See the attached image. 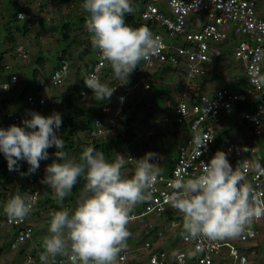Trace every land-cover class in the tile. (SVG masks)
<instances>
[{
	"label": "clouds",
	"instance_id": "1",
	"mask_svg": "<svg viewBox=\"0 0 264 264\" xmlns=\"http://www.w3.org/2000/svg\"><path fill=\"white\" fill-rule=\"evenodd\" d=\"M82 8L89 14L85 27L91 44L100 59L111 65L116 79L128 81L142 60L159 53V37L145 26L132 28L126 23V16L136 10L133 0H84ZM250 75L252 84L264 87V75L259 71ZM84 84L99 102L110 100L116 91L95 74H90ZM119 99L124 101V97ZM27 117L21 121L22 126L0 128V153L7 160L8 170L19 171V162L26 161L28 172L21 175L34 174L40 162L49 159L47 150L55 147V156L61 162L47 165L41 181L53 190L54 198L62 204L81 177L86 181L74 211L63 209L46 217L50 219V235L43 241L40 264H50L57 257H66L70 264H118L119 254L131 236L127 229L131 212L136 205L153 200L158 165L150 160L157 154L149 152L135 160L131 177L122 170L133 159L118 153L113 162H108L103 152L88 147L79 162L66 160L61 151L64 140L56 134L62 126L61 113L45 117L29 110ZM211 140L197 134L191 143L201 156V149L207 150ZM201 169L198 176L186 179L184 173L170 182L172 192L167 201L183 214L185 239L234 238L264 215V208L253 199L251 184L243 182L242 172L233 170L227 153L217 151L207 164L201 161ZM32 209L31 198L17 194L9 198L4 211L10 221H23Z\"/></svg>",
	"mask_w": 264,
	"mask_h": 264
},
{
	"label": "trees",
	"instance_id": "2",
	"mask_svg": "<svg viewBox=\"0 0 264 264\" xmlns=\"http://www.w3.org/2000/svg\"><path fill=\"white\" fill-rule=\"evenodd\" d=\"M30 1V0H29ZM34 0V3L30 1V3H23V0H8L7 5L13 8V11L11 14L7 15L8 20L5 24L2 25V28L4 30L5 34V40L6 42L13 45V59L20 58L23 61H27L28 58H23L19 51L18 47L25 45L27 42V56L30 54L29 49V42L27 37L30 34H34V38L40 39L43 38L44 35L53 33L55 30V26H53L54 20V8L53 5L55 3L59 4H65L66 7H70L72 5H76V2H79V6H82L84 3V0H46V1H39ZM35 2L37 3V6L34 5ZM32 3V4H31ZM22 4V5H20ZM133 4L135 7V12L132 15L126 16V23L132 27V28H139L141 26H145L149 29H154L155 32L160 30L155 28V26L148 21H144L141 19V12L145 8V6L148 4L145 2V0H133ZM84 11V9H83ZM20 13L24 14V18L20 19L18 15ZM39 13V14H38ZM50 14L52 17L50 19H42L40 17V14ZM78 14L76 11L74 15ZM37 15V16H35ZM88 13L84 11L81 15H76V23L79 24L78 28L75 27L73 23L64 22L63 18L68 16L66 13L62 15L59 19L60 29L62 32V39L63 40H69L68 48L72 47L74 43H78L79 41L78 37L80 34L85 37L83 39L85 41V46L81 49L78 48L77 50V63L74 64L75 66V76L78 78V76L83 73V76L79 82L72 85L70 89L68 90V93L64 95L63 97H53L58 102L55 104L56 106H61L64 109L63 115H62V126L57 131V136L63 138L64 140V147L61 149L63 153L66 154L65 159L66 160H74L76 162H79V157L82 154V152L88 148V147H94L96 151L103 152L106 158H108V162H113L115 154L123 155L126 148H129L131 141L135 137V134L133 132V124L136 120V115L134 112L131 111V103L129 101L130 95L133 93V90L135 87L140 86L143 88V90L148 91L150 90V86L147 84V80L149 77H152L153 74H145L144 76L136 77L133 80L128 79L127 80H118L114 77L113 70L111 68V65L107 63L105 65V68L103 69V75L106 76V78L109 79V81L116 87L115 93L110 98V111L105 112L104 107L106 105V101L99 102L96 101L93 93L90 89H88L85 84L84 80L88 77L89 73L92 71L97 59H96V50L94 51L95 60L89 61L87 60V56L91 52V40H90V33H88L86 27H85V20L88 17ZM35 16V17H34ZM263 19V18H262ZM21 22H23L21 24ZM44 22L49 23L50 28L44 29ZM35 24H38L39 27L35 31L33 29V26ZM74 25V26H73ZM85 27V28H84ZM84 28V29H83ZM79 31V32H78ZM19 35L22 37L24 41H22L19 44H16V37L15 35ZM16 35V36H17ZM82 40V41H83ZM80 42V41H79ZM82 43V42H81ZM234 40L229 41L228 49L232 52L233 55V48H234ZM8 51H3L0 54V84L3 83H9L10 81V75H14L17 79V81L14 84H10L8 89L0 90V128H7L11 125H17L22 126L21 121L25 118H30L27 116H24L21 114L20 110L27 108L28 110L35 111L37 113H44V107H46L48 101L46 99V94L49 93L51 88L60 87L63 86L65 81L67 80L69 74H70V58L72 57L69 52L66 49H62L59 52V55L56 58V63L52 67V71L49 75L48 80H41L38 79L37 76L39 75V69L38 67L43 68L44 67V57L37 55L34 62V68L32 69V84L34 85H24L22 86V89L19 93L18 98L11 96L15 95L18 90V84L20 81V76L17 73V67L25 68L27 67L26 62L25 63H19V66L12 65L9 63H3L4 61V53H7ZM221 60V56L217 58L215 63H219ZM62 62H66L68 64L69 74L66 77V79L61 84H51L52 76L58 69L61 67ZM164 65V64H159ZM231 65H229L230 67ZM8 67V68H7ZM154 68V67H153ZM4 76V77H3ZM208 76V75H207ZM245 78V77H244ZM141 79L143 82H141ZM204 79V80H203ZM201 80V81H200ZM197 84H184L182 83V89L187 90L186 88H192V93L189 95V98L187 102H189L190 96L194 98V101H198L201 94L205 93V84L209 81L208 78H202L200 79ZM46 83L48 85L49 91L44 94L45 97V104L43 106H39L38 104H35L31 106L27 102V97L32 96L34 98L41 97L42 90L40 88V83ZM246 83V78L245 82ZM148 85L149 88L145 89V86ZM135 86L131 92L125 93L127 91L128 87ZM227 90V89H226ZM242 89L239 87L238 91L229 90L231 92H240ZM92 94V96L90 95ZM124 95V101L123 103L119 104L117 101L118 96ZM26 97V106L19 107V104L21 100H24ZM84 98H87V102H83L82 100ZM182 99V97L174 98L169 97L168 102L169 106L166 108V110H170L171 118L175 114V107L177 106L178 102ZM190 99V100H189ZM257 106L264 104V91L257 93ZM186 101V100H185ZM190 103V102H189ZM249 101L243 104H239L238 112L239 110L245 109L248 110L249 107ZM54 104L52 106H55ZM136 109L139 106V103L136 105ZM121 108L119 112L118 108ZM256 107V106H255ZM237 110V109H236ZM91 112V114H90ZM237 112V111H236ZM233 116L237 119L236 123L230 124L229 128H223L225 121L228 119V117H223L221 124L215 129L217 132V137L219 142L222 140H229V132L233 130L234 127H238V121H241L235 113V110L233 111ZM45 115V114H41ZM13 118H17V121H13ZM230 118V117H229ZM193 118H189V121L191 122ZM96 121H99V124H96ZM188 121V122H189ZM242 122V121H241ZM175 127H181L186 133L187 128L184 124H175ZM246 125L245 123H243ZM247 126V125H246ZM250 130V129H249ZM214 132V130H213ZM251 132V131H250ZM159 133V132H157ZM161 133V132H160ZM151 140L153 145V150H155V154L158 152V147L155 144L156 141L153 139V136L151 133L147 134ZM183 142L179 144V147L182 145ZM234 143V142H233ZM237 146L238 152L235 154L234 158L231 160L230 163H232V166H239L240 163L248 159L249 157V146L253 145L252 142H250L249 146L245 150H243L238 143H234ZM178 147V149H179ZM49 159L45 161L40 162V168L34 173V174H27V175H21V173H27L29 165L26 163V161H20L19 162V171H9L7 160L4 158L3 154L0 153V230L1 228L8 226L9 231H12V233L8 234H1L0 235V242L2 243L0 245V264H20L26 256L31 253V246H38L39 247V253L41 254L43 249V241L45 238L43 236L48 237L50 233L46 232V229L49 228V225H47L44 221L46 217H51L52 214L56 211L63 210V209H69L71 211L75 210L77 201L79 197L81 196L82 189L84 188V185L86 183L85 179L81 177L77 183V185L74 187L72 194L69 197H66L63 203H59L53 195V190L47 185H44L41 183V181L44 179L45 176V168L47 165L51 164L53 161L61 162L57 159L55 156V152L57 149L55 147L49 148ZM258 157L252 158V161H255L257 165L263 166V158L261 154H258ZM110 156V157H107ZM112 156V157H111ZM124 156V155H123ZM262 156V157H261ZM133 159L132 156H128ZM155 159V160H154ZM154 159L150 160V163L159 164L160 159L155 157ZM134 162L133 160H129L125 168L129 169L128 177H131L134 175L133 170H131L132 164ZM173 159L171 166L168 168L169 173L172 165H173ZM161 175H167L160 173ZM21 195L25 199H28L30 196L35 195V202L33 205V211L31 212L30 217H26L23 224H15L14 221H10L8 216L6 215L4 208L9 200L10 197L14 195ZM145 203L138 204L134 207L133 211L131 212V219L129 222H134L137 219H142L146 217L147 215L153 214L155 216L161 217L164 213H169L172 211H175L177 213L178 211L173 209L171 205H168V207L165 209L164 212L160 213H150L143 215V212L145 211ZM142 208V209H141ZM175 215V214H174ZM176 221L171 222L167 225H164L162 228L158 226H145L146 230L142 232V234L147 237L149 235L153 236V240L151 241H145L143 244V247L140 251L130 253L128 251L120 252L124 253L127 257L124 264H149L148 259L153 256H156L157 253L162 252L164 250H168L171 257H174L179 254H183L185 256V262L190 263L194 262L196 260V257H198L199 253L195 251V249L185 243L183 241V236L186 235L183 233L182 225L180 223V219L177 215L173 216ZM264 216L262 217V219ZM261 219V220H262ZM260 220V221H261ZM32 226L34 236L31 238V240H26L20 246L17 247V234L18 231L22 230L23 226ZM175 226L173 229L172 226ZM37 237V238H36ZM7 239V241H6ZM262 240V239H260ZM160 241H163L162 243ZM259 238L256 237V240L250 245L251 248L247 251H254L255 255L260 254L261 249L259 245ZM183 243L185 246L184 248L180 249L178 248V244ZM146 244H150V247H145ZM158 244H161L162 246L159 247ZM163 245H165L163 247ZM184 249H188L191 251L190 256L186 254ZM8 251V252H7ZM11 252V253H10ZM119 254V257H120ZM118 257V259H119ZM225 260H223L224 262ZM260 264H264L260 260ZM122 263V264H123Z\"/></svg>",
	"mask_w": 264,
	"mask_h": 264
},
{
	"label": "built area",
	"instance_id": "3",
	"mask_svg": "<svg viewBox=\"0 0 264 264\" xmlns=\"http://www.w3.org/2000/svg\"><path fill=\"white\" fill-rule=\"evenodd\" d=\"M163 2V6L158 3L147 4L140 15L141 19L151 22L155 28L164 33L162 35L158 31L153 32V35L161 40V49L150 60H142L145 68H153L159 64L178 67L177 69H184L187 72V84H194L197 79L206 76V66L221 56L218 45L234 40L233 56L243 64L246 83L240 92L233 93L226 89H218L211 95L201 94L196 102L192 96H190L191 100L189 99L190 103L182 97L175 107L174 116L164 119L165 122L169 121L175 124L185 123L187 137L179 147L176 157L173 158L174 163L169 173L167 175L158 173L153 200L146 202L142 216L164 212L170 205L167 201V197L172 192L170 182L184 173H187L186 179L198 176L202 170L201 161L207 164L217 151L227 153L229 163L231 162L238 152L237 146L230 140L219 142L215 131L221 124L223 117L233 116L232 113L235 110L236 116L249 127L253 137H264V104L257 106L258 100L256 99L257 93L264 91V87L258 88L250 82L252 71H259L261 75H264V19L257 16L255 1L163 0ZM20 14L18 17L24 18V14L23 17ZM166 36L171 39H180L178 46H175L173 42L166 43ZM27 45L26 42L25 45L18 47L23 58L27 57ZM96 59L97 61L89 75L95 74L101 83L116 88L103 75V69L107 62L100 59L98 50H96ZM68 74V64L62 62L61 67L52 76L51 84H61ZM145 74L146 72L142 68L140 77ZM16 81V77L11 74L9 83L0 84V90L7 89L8 85L10 86ZM141 82H143L142 79ZM134 87H128L125 93L131 92ZM40 88L43 94L41 97L38 99L32 96L27 97V102L31 106L35 104L43 106L45 104L44 94L49 91V88L44 82L40 83ZM148 88L149 86L146 85L145 89ZM120 97L125 98V96L122 95L117 98L119 104H122ZM248 101L250 108L238 112L239 104ZM110 103L111 100L106 101L103 108L105 112L110 111ZM120 110L119 107L117 112ZM189 118H193V120L190 122ZM13 121L16 122L17 118H13ZM96 124H99V121H96ZM197 134L212 139L207 144V150L201 149V156L196 153L195 146L191 143ZM258 156L255 147L251 145L249 146L248 159L243 160L238 167L230 164L233 170L237 169L243 173L245 177L243 182L251 184L254 190L253 199L264 208V165H257L255 161L251 160ZM30 198L34 205L35 195L30 196ZM263 216L255 218L253 222L257 223ZM24 220L14 221V223L23 224ZM49 221V218H45V223ZM22 228L17 234V247L33 237L32 226L24 225ZM256 237L257 231L252 227L246 229L241 235L230 238L232 244L219 239H185L183 236V241L199 253L194 262L186 263L183 254L176 255L175 258L171 257L169 252L165 250L152 258L150 257L148 261L149 264H249V256L254 255V251H245L239 245L252 244ZM150 246V244L145 245L146 248ZM225 246L228 248V253L222 250ZM30 252L20 264H40L39 247L37 245L31 246ZM126 257L124 253H121L118 264H122ZM223 260L225 261L223 262ZM50 264H70V262L66 257H57L54 262L50 261Z\"/></svg>",
	"mask_w": 264,
	"mask_h": 264
},
{
	"label": "rangeland",
	"instance_id": "4",
	"mask_svg": "<svg viewBox=\"0 0 264 264\" xmlns=\"http://www.w3.org/2000/svg\"><path fill=\"white\" fill-rule=\"evenodd\" d=\"M32 3H34V0H30ZM29 0H23V3H30ZM36 1V0H35ZM39 1H46V0H38ZM61 1V0H60ZM76 1V0H75ZM256 4V14L258 17L264 19V0H254ZM8 0H0V54L5 50L8 51L7 53H4V63H9L12 65L19 66V63H25L27 67H17V73L20 76V81L18 84V90L14 96L18 98L19 93L22 89V86L28 84V85H34L32 84V69L35 67L33 64L35 62V58L37 55L44 57V67L39 69V75L37 76L38 79L41 80H48L49 75L52 71V67L56 63V58L59 55V52L62 49H66L69 54L72 56L70 58V74L65 81L63 86L51 88L49 93L46 94V99L48 101L46 107H44V113L39 114H45L43 116L47 117L51 115L53 112H59L61 115H63L64 109L61 106H56L57 100L53 97H63L68 93V90L70 87L80 80L83 76V73H81L78 78L75 76V66L74 64L77 63V50L78 48L81 49L82 46H85V41L83 39L88 38L83 35L77 36L79 41L78 43H74L72 47L68 48V43L70 42L68 39L63 40L62 39V32L60 29V22L59 19L62 15L65 13L68 15L63 18L64 22L73 23L76 28H78L79 24L76 23V15H81L84 13L82 6H79V2H76V5H72L70 7H66L65 4H59L55 3L53 5L54 8V22L53 26H55V30L53 33L46 34L41 37L40 39L34 38V34H30L27 39L29 42V49L30 54L27 56L28 60L23 61L20 58L13 59V45L6 42L5 40V32L2 28V25L5 24L8 20L9 14L13 11V8L7 5ZM146 3H158L160 6L164 5L163 0H145ZM31 3V4H32ZM37 3L35 2L34 5L37 6ZM22 5V4H20ZM78 12V14L74 15L75 12ZM39 14V13H38ZM37 16V15H35ZM34 16V17H35ZM40 18H46L50 19L52 15L44 13L40 14V16H37ZM52 17V18H53ZM43 19V20H44ZM23 22H21L22 24ZM51 25V24H50ZM49 23L44 22V29L50 28ZM73 25V26H74ZM39 25L35 24L33 26V29L36 31L38 29ZM85 28V27H84ZM83 28V29H84ZM151 32H155L154 29H150ZM79 32V31H78ZM162 35L164 34L162 30H158ZM17 35V34H16ZM16 37V44L21 43L24 41L22 37L17 35ZM83 40V41H82ZM166 43L173 42L175 46H178V42L180 39L176 38H169L166 36ZM82 42V43H81ZM229 43H222L218 45V49L221 52V60L219 63H215L216 60L213 63H210L206 66L207 74L204 78H208V82L205 84V94L211 95L218 89H227V90H233L238 91L239 87L242 89L245 85V78H244V67L243 64L236 60L234 56L232 55V52L228 49ZM234 46V45H233ZM14 48V47H13ZM95 48L91 46V52L87 56V60L94 61L95 55H94ZM229 65H231L229 67ZM142 68H144L145 72L149 75L153 74L152 77H149L147 80V84L150 86V90L145 91L142 87L137 86L134 88L133 93L130 95L129 101L131 103V111L134 112L136 115L135 123L133 124V132L135 134V137L130 143L129 148L125 149V152L123 155L125 157L132 156L134 159V162L132 164L131 170L135 173L136 169V161L145 156L146 153H154L155 150H153V145H151L152 140L147 135L148 133H151L153 136V139L156 141V145L158 147V152L155 157L160 159V163L158 165V173L167 174L168 168L171 166L172 159L176 157L178 152V147L181 142H183L186 137L187 133L181 128V127H175V125L169 121L165 122L164 119L171 117L170 110H166V108L169 106L168 98L174 97H184L186 101L189 98V95L192 93V88H186L187 90L182 89V83H187V72L184 69H177L178 67H172L168 64L164 65H155L154 68H145L144 63L141 61L137 69L133 72V74L129 77L130 80H133L136 77H139L142 73ZM208 75V76H207ZM4 77V76H3ZM202 79V78H200ZM197 79L194 82L197 84L201 80ZM200 80V81H199ZM204 80V79H203ZM92 96V94H90ZM83 102H87V98H84L82 100ZM19 107L26 106V97L24 100H21ZM139 103L138 108L136 109V104ZM55 106H52V105ZM29 110L27 108L21 109L20 112L24 116H27V112ZM91 114V112H90ZM237 119L234 116H231L225 121L223 128H229L230 124L236 123ZM238 129L237 127H234L233 130L229 132V140L238 143L240 147L245 150L247 146H249L250 142H252L253 146L255 147L258 154H261L264 156V137H253L249 127L244 125L243 122L238 121ZM159 132V133H157ZM161 132V133H160ZM261 156V157H262ZM110 157V156H107ZM112 157V156H111ZM115 157V156H114ZM154 157V158H155ZM153 158V159H154ZM155 160V159H154ZM122 171L125 172V174L128 176L129 169L124 168ZM142 209V208H141ZM177 215L180 219V223L182 225V232H183V214L179 211L175 213V211L164 213L163 216L158 217L153 214L147 215L146 217L142 219H137L134 222H129L127 224V229L131 233V236L128 238L126 244L127 247L122 251H128L130 253L138 252V250H141L143 247V244L145 241H151L153 240V236L149 235L145 237L142 232L146 230L145 226H158L162 228L164 225H167L171 222L176 221L173 217ZM29 215L28 217H30ZM48 225L50 224V221L47 222ZM145 225V226H144ZM253 229L257 231V236L259 238V245L261 252L260 254L256 255H250L249 256V264H260V260L264 263V218L261 221H258L257 223L252 222L251 226ZM46 232L49 233V228L46 229ZM12 233V231H9L8 226H5L1 228L0 235L2 234H8ZM184 233V232H183ZM37 238V237H36ZM45 238V236H43ZM262 239V240H260ZM7 241V239H6ZM222 241L227 242L228 244H232L230 241V238L222 239ZM161 243L163 241H160ZM2 243L0 242V245ZM251 244H240V248L247 251L251 248ZM159 247H161V244H158ZM165 245H163L164 247ZM183 243L178 244V248L182 249L184 248ZM226 253H228V248L225 246V248H222ZM186 254L190 256L191 251L188 249H184ZM8 252V251H7ZM11 253V252H10ZM249 253V252H248Z\"/></svg>",
	"mask_w": 264,
	"mask_h": 264
}]
</instances>
